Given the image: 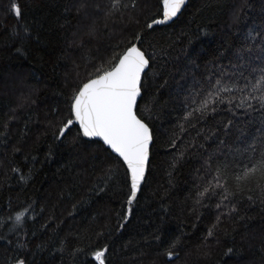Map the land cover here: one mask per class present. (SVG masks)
Segmentation results:
<instances>
[{"label":"trees","instance_id":"1","mask_svg":"<svg viewBox=\"0 0 264 264\" xmlns=\"http://www.w3.org/2000/svg\"><path fill=\"white\" fill-rule=\"evenodd\" d=\"M13 2L21 8L19 20L10 10ZM69 5L70 0H0V123L14 109L17 115L10 125L8 146L0 145V218L7 219L10 210L14 217L16 209L33 203L35 219L25 222V229L35 233L30 261L82 264L83 257L73 260L69 255L71 249L88 250L100 243L109 249L106 264H264V197L252 202L246 196L238 197V214L220 224L215 238L206 240L215 222V208L193 211L188 199L198 154L186 153L179 159L187 140L178 139L176 148L169 146L177 132L175 117L182 99L171 90L178 87L176 80L168 79L166 88L159 87L162 81L146 82L147 107L142 104L141 108L152 118L156 144L146 183L125 226L118 227L114 215L121 211L124 200L120 180L106 193H89L103 174V149L73 150L71 137L63 145H54L49 128V121L59 118L57 109L66 113L67 95L76 83L77 71L79 78L85 76L84 61L69 48L76 30L75 12L68 11ZM234 9L241 17L238 21L233 18ZM261 23L264 0H188L175 22L159 26L151 35L145 32L144 47L152 44L150 51L160 53L161 47L170 51L169 64L162 70L167 79L185 68L187 55L203 70L217 58V50L238 43L239 34ZM17 47L26 49L25 55H18ZM191 66L188 62L185 69L189 74ZM22 95H30L35 103L18 108ZM228 118V113H219L207 125L215 127ZM29 119L31 123L25 127ZM261 119L259 113H253L243 118L239 128L255 134ZM15 147L22 150L16 153ZM174 161L178 162L173 169ZM13 167L20 172H12ZM73 204L75 214L69 216ZM50 217H55L51 223ZM44 224H49L47 229L42 228ZM0 231L8 235L7 229ZM99 231L105 236L98 240ZM177 237L179 256L167 261L162 253ZM62 240L66 245H61ZM9 247L0 241V264H11L15 250L9 251ZM62 247L63 251L58 250Z\"/></svg>","mask_w":264,"mask_h":264},{"label":"snow or ice","instance_id":"2","mask_svg":"<svg viewBox=\"0 0 264 264\" xmlns=\"http://www.w3.org/2000/svg\"><path fill=\"white\" fill-rule=\"evenodd\" d=\"M187 3L188 0H70L68 11L75 12L76 30L69 48L84 61L85 76L79 78L77 71L76 83L67 95L66 113L57 109L59 118L49 121V128L54 145H63L71 137L73 150L97 146L103 149V174L89 193H106L120 180L124 200L121 211L114 215L118 227L123 228L146 183L156 144L152 118L146 117L141 108L142 104L147 107L146 82L162 81L159 87L166 88L168 79L176 80L178 87L171 90L182 99L175 117L177 132L169 146L176 148L178 139L187 140L179 159L185 158L186 153L198 154L188 199L193 211L214 206L215 222L206 236V240H212L220 224L238 214V197L246 196L250 202L264 197V23L243 31L238 43L226 50H217V58L204 65L203 70L192 55L185 56V68L177 69V75L166 79L162 70L169 64L170 51L163 47L160 53L150 51L152 44L145 48V32L151 35L159 26L175 22ZM10 10L18 20L22 18L19 3L13 2ZM233 18H241L235 9ZM25 36L31 38L27 31ZM15 51L21 56L26 53L22 47ZM188 62H192L191 74L185 70ZM154 69L157 71L150 77ZM29 103L35 101L30 95H22L17 107L24 108ZM219 113H228L229 118L209 127V118ZM253 113H259L262 119L255 134L248 135L239 125ZM16 119L14 109L0 123V145L8 146L10 125ZM28 123L31 119L25 127ZM236 132L239 135H234ZM21 150L14 148L16 153ZM177 162L171 165L173 169ZM11 170L20 172L16 167ZM168 175L171 177L172 173ZM20 179L25 180L23 174ZM76 207L73 204L69 216L75 214ZM34 212L33 203H29L16 209L14 217L10 210L7 219L0 218V230L8 231L7 236L0 231V241L10 246L9 251L15 250L11 264H33L29 258L33 255L31 237L35 233L25 229V222L35 219ZM54 219L50 217L49 223ZM48 226L44 224L42 228ZM103 236V231L97 232L98 240ZM60 243L66 245L67 241ZM178 244L179 237L162 253L167 261L179 256ZM108 251L106 244L98 243L88 250L73 247L69 255L73 260L83 257L82 264H106Z\"/></svg>","mask_w":264,"mask_h":264}]
</instances>
